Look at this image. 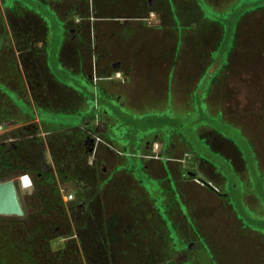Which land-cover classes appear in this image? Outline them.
I'll use <instances>...</instances> for the list:
<instances>
[{"label": "rangeland", "instance_id": "1", "mask_svg": "<svg viewBox=\"0 0 264 264\" xmlns=\"http://www.w3.org/2000/svg\"><path fill=\"white\" fill-rule=\"evenodd\" d=\"M143 2L145 5V0H94L95 8L99 6L95 11L97 26L102 29L99 43L113 52L119 45L123 48L122 56L134 62L171 59L180 73L170 75L169 89L161 97L154 96L148 89L145 76L139 75L141 80L136 82L134 95L129 97L131 102L129 99L119 107L101 94L93 96V90L84 79L73 77L60 67L58 59L63 31L49 5L39 0H0V182L12 180L17 186L24 216L40 206V200L45 196L47 200L57 201L54 191L59 190L64 211H54L51 217L55 232L49 243L52 251L64 247L72 236L83 264H192L186 258L174 256L189 246L178 240L171 227L170 236H164L170 242L161 241L155 245L163 248V243L168 244L172 251L166 252L165 257H159L158 252L156 259L149 260L133 257L138 251L133 250L131 243L118 242V236L114 235V240L107 242L99 239L100 234L86 233L84 222H76L79 208L65 200L68 194L75 197L74 191L82 184L78 181L66 183L59 176L55 180V190L48 186V182L39 184L36 173H41V166L33 164L26 151H10V144L14 145L15 140L23 135V124L32 120L22 115L18 110L20 107L36 111L42 121H53L66 130L77 125L76 116L50 115L39 109L36 92L39 78L30 73L39 67L22 63L19 66L24 73V76L20 73L21 84L8 80L10 78L6 76L10 68L8 58L15 51L12 41L17 51L23 52V61L28 63L29 58L36 57L38 50L33 48L34 42L39 40L40 18L48 28L44 57L47 68L58 81L84 96L85 112L91 114L96 108L111 116L113 120L107 138L121 151L116 157L125 162V169L137 173L135 169L141 168L137 162L140 157L138 142L157 136L165 145H171L173 152L170 154L162 149L163 152H158L155 157L158 163L166 165L164 159L168 155L180 156L183 160L202 164L206 170L215 169L224 174L223 193L229 197L228 204L232 206L238 223L222 213L219 207L217 209L209 198L201 196L198 207L203 215L198 223L206 235L195 236L197 258L193 264H264V0H158L160 4L156 8L166 12L168 21L164 35L169 40L165 47L158 43L162 33L153 41L149 33L140 34L139 30L135 34L129 33L132 28L116 22L115 15L142 12ZM172 36L173 45L170 42ZM208 131L210 134L204 136ZM36 134H39V128ZM56 138L71 143L72 149H76L74 152H82L75 145L73 132H64ZM206 138L213 140L215 148H219L217 145L221 139L234 145L248 178L240 180L232 164L209 146ZM118 168L116 165L114 169ZM149 182L153 184L147 189L151 192L150 200L159 217H166L160 203L163 191L152 180ZM127 194L126 190L120 193ZM248 194L257 198V205L252 207L245 203L244 197ZM79 230L83 233H78ZM157 230L154 235L158 238ZM92 237L97 241L91 242ZM86 245L89 248L86 249ZM106 245L111 247L103 252ZM120 247L123 250H119ZM103 253L109 257L102 256ZM122 253L127 254L126 257H118ZM68 260L70 264H77L73 252Z\"/></svg>", "mask_w": 264, "mask_h": 264}, {"label": "crops", "instance_id": "2", "mask_svg": "<svg viewBox=\"0 0 264 264\" xmlns=\"http://www.w3.org/2000/svg\"><path fill=\"white\" fill-rule=\"evenodd\" d=\"M93 1L39 0V2L49 5L50 11L56 16L63 31L62 49L58 59L60 67L71 76L84 79L86 85L93 90V96L97 97L101 94L106 99L115 101L119 107L124 106L127 101L129 102V97L134 95L136 82L141 80L138 78L139 75L145 76L148 89L154 96H163L169 89L170 75L176 73L178 76L180 73L175 67L174 61L161 58L144 63L134 62L122 56L123 48L119 45L116 46L114 52L105 48L102 43H99L102 29L101 26H97L98 16L95 15L99 6L95 8ZM157 1L145 0L142 12L119 14L115 15V18L117 23H123L122 26L132 28L129 33L135 34L137 30L140 34L146 32L154 38L153 41L156 40L158 34L162 33V37H158V43L165 47L167 39L169 40L164 35L168 26L167 15L164 10L156 8V5L160 4ZM81 3L84 4L82 7ZM47 32L46 24L39 18V40L34 42L33 48L38 50L36 57L29 58L28 60L31 61L28 63L23 61V52H18L11 40L15 51L13 56L8 58L10 60L8 65H11L13 69H16V66H21L22 63L39 67V70L34 69L30 73H33L35 78H39V89L37 88L36 92L39 96L41 111H46L50 115L65 114L78 118L77 125L70 126L66 130L60 124H53V121H42L36 111L20 109L25 118L32 119L30 120L32 122H25L24 126L36 123L39 128V143L45 148L48 162L51 160L49 162L52 164L51 173L42 172L40 174H52L55 179L62 174L64 182L78 181L82 184L75 192L74 200L68 203L76 204L79 208L76 218L90 216L91 220L85 221L83 224L86 233L100 234L99 239L107 242L108 240L113 241L114 235L118 236V238L116 237L118 242L131 243L133 250L138 251L133 257L149 260L156 259L158 252L160 253L159 257H165L167 256L166 252L172 251L171 247L165 244L169 240L164 238V236H170L169 228L171 227V231L178 236V240L186 242V246H189L174 256L187 258V251H192L190 258H196V252L194 253L197 250L194 242L195 236L197 234L206 235L198 223L199 217L203 215L198 207L202 197L209 198L208 201H212L217 209L219 207L222 213L237 222L236 216L231 210L232 206L228 204L230 199L227 194L223 193L226 184L223 178L224 174L215 169L206 170L202 168V164L183 160L180 156L173 158L168 155L164 159L167 162L166 165L158 163L155 159L158 152L162 153L166 149V152L171 154L172 150L171 145H165V142L157 136L138 142L140 157L137 162L140 163L141 168L135 169L137 173L125 169V162L118 161L116 157L121 155V151L114 148L107 138L109 125L113 120L111 116L96 108L91 114L85 112L84 96L68 84L58 81L47 68L44 62L47 50L45 38ZM170 39L171 45H173L175 43L173 36ZM6 46H9L8 41ZM162 50L164 53L166 52L165 49ZM20 73L24 76L21 70ZM18 82L21 84V76ZM28 94L31 97V92ZM12 129L10 127V130ZM67 131L74 133L75 145L82 149L81 153L74 152L76 149H72L71 143H63L56 138V135L58 137ZM208 134H210L209 131L204 133V136H208ZM34 135L31 134L29 137ZM88 139L92 141L91 147L86 145ZM206 141L209 146H212L216 152L232 164L240 180L244 181L248 178L242 170V159L234 145L221 139L218 141V145L216 144L219 148H215L213 140L206 138ZM48 162L41 163L43 170L49 168ZM116 165L120 167L118 170L114 169ZM149 180L155 182L158 188L163 191L160 203L162 214H166V217H159L153 201L150 200V191L147 189L151 188L153 184ZM123 190H126L127 196L120 195ZM152 192L154 193V191ZM155 196L157 197V195ZM244 201L252 207L258 204L257 198L252 194L246 195ZM146 217L150 220H147ZM154 230L158 231V238L155 236L156 234L154 235ZM78 233H83V231L79 230ZM91 233L89 234L91 235ZM68 239H73V237ZM93 241H97V238L92 237L91 242ZM161 241H165L163 248L155 245V243H162ZM88 247L89 245H86L85 248ZM110 247L106 245L102 249L103 252ZM119 250H123V248L120 247ZM87 252L89 251L87 250ZM126 255L122 253L118 257H126ZM102 256L109 257L105 253ZM190 262L193 264L195 261ZM154 264L160 263L154 262Z\"/></svg>", "mask_w": 264, "mask_h": 264}, {"label": "trees", "instance_id": "3", "mask_svg": "<svg viewBox=\"0 0 264 264\" xmlns=\"http://www.w3.org/2000/svg\"><path fill=\"white\" fill-rule=\"evenodd\" d=\"M39 174L36 173L39 184L48 182V186L56 189V179L52 174ZM59 177L63 180L62 174ZM54 192L58 196L57 201L47 200V196L40 200L38 196L40 206L22 218L0 217V264H70L68 258L72 252L77 264H83L73 239H68L59 250L50 249L49 243L55 236L52 214L59 209L64 211L59 190Z\"/></svg>", "mask_w": 264, "mask_h": 264}, {"label": "flooded vegetation", "instance_id": "4", "mask_svg": "<svg viewBox=\"0 0 264 264\" xmlns=\"http://www.w3.org/2000/svg\"><path fill=\"white\" fill-rule=\"evenodd\" d=\"M64 4H66V3H64ZM64 4H63V6H64ZM83 5L84 4L81 3V7ZM93 6H94V4H93ZM148 7L152 8L151 6H148ZM10 57H11V54H10L9 58ZM9 67H10L9 70L6 72V76H8V78H10V79H8V78L7 79L12 81V82L18 81L20 76H21L20 68L18 66H16V69H13V67H11V65ZM23 103L25 104V102H23ZM20 109H22V108L20 107ZM20 109H18V110H20ZM37 129H38L37 126L33 125V124H28V125L23 126L22 127V134L23 135H20V137L15 140V144L14 145L10 144V147H11L10 151H12V152H17V151L23 152V151H26V152H28L30 154V157L33 159L32 163L36 164L37 166H41V163L48 162V157L46 155L45 148L43 147V145H41V143H39V136H38V134H36L37 133ZM31 134L32 135L35 134V135L29 137V135H31ZM7 151L9 152V150H7ZM49 162H51V160H49ZM51 165L52 164L49 163V168L48 169L45 168L43 170L41 168V169H39V171H41V173L42 172L51 173V171H52ZM44 166H46V165L44 164ZM89 220H91L90 216H88L86 218L83 217V216H79V217H77L76 222H81L82 223V221L85 222V221H89ZM187 253H188V257L186 258L187 261H196L197 257L196 258H190V253H192V251H187Z\"/></svg>", "mask_w": 264, "mask_h": 264}, {"label": "water", "instance_id": "5", "mask_svg": "<svg viewBox=\"0 0 264 264\" xmlns=\"http://www.w3.org/2000/svg\"><path fill=\"white\" fill-rule=\"evenodd\" d=\"M86 145L92 146V141L87 140ZM24 209L17 186L12 180L0 182V217L22 218Z\"/></svg>", "mask_w": 264, "mask_h": 264}, {"label": "built area", "instance_id": "6", "mask_svg": "<svg viewBox=\"0 0 264 264\" xmlns=\"http://www.w3.org/2000/svg\"><path fill=\"white\" fill-rule=\"evenodd\" d=\"M76 192V191H74ZM74 199V194H68L66 197H65V200L66 201H72Z\"/></svg>", "mask_w": 264, "mask_h": 264}]
</instances>
